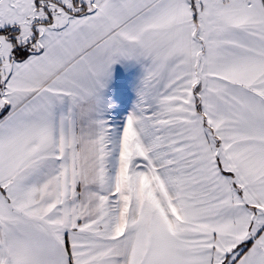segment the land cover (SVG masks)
Here are the masks:
<instances>
[{"label": "snow or ice", "instance_id": "obj_1", "mask_svg": "<svg viewBox=\"0 0 264 264\" xmlns=\"http://www.w3.org/2000/svg\"><path fill=\"white\" fill-rule=\"evenodd\" d=\"M0 264H264V0H0Z\"/></svg>", "mask_w": 264, "mask_h": 264}]
</instances>
